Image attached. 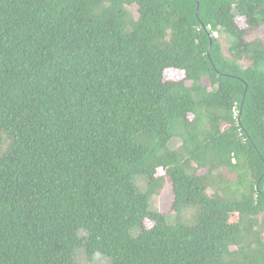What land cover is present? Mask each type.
<instances>
[{"label": "trees", "instance_id": "trees-1", "mask_svg": "<svg viewBox=\"0 0 264 264\" xmlns=\"http://www.w3.org/2000/svg\"><path fill=\"white\" fill-rule=\"evenodd\" d=\"M199 2L0 0V264H264V0Z\"/></svg>", "mask_w": 264, "mask_h": 264}, {"label": "rangeland", "instance_id": "rangeland-1", "mask_svg": "<svg viewBox=\"0 0 264 264\" xmlns=\"http://www.w3.org/2000/svg\"><path fill=\"white\" fill-rule=\"evenodd\" d=\"M240 22L242 23V20H240ZM255 37H264V26H262L261 28H259L258 30H256L253 33H248L246 35V39L248 40H252ZM222 43H223V51L224 52H228L227 51V44L225 43L224 38L222 39ZM173 75L171 77L174 78H182L184 76V73L181 71H175V73H172ZM208 81L205 80V83H207ZM181 143V141L177 138H174L172 140L171 143V147L172 148H177L179 146V144ZM141 183L143 185H146L147 181L145 179L141 180ZM212 189H210L211 191ZM173 200V193H172V186H171V182L167 179L166 184L163 186V188L161 189V192L159 194L153 195L152 196V204L154 206V208H157L161 211H169L170 207H171V203ZM193 207H191V209H184L181 212V219L183 220H188V218L190 217V210H192ZM195 209V208H194ZM187 210L185 213L184 211ZM235 248V247H232ZM82 249H77L75 252V256H76V261L77 264H109V259L106 256H102V255H96L94 258H92L90 261H88L85 257V259H82Z\"/></svg>", "mask_w": 264, "mask_h": 264}, {"label": "water", "instance_id": "water-1", "mask_svg": "<svg viewBox=\"0 0 264 264\" xmlns=\"http://www.w3.org/2000/svg\"><path fill=\"white\" fill-rule=\"evenodd\" d=\"M197 1V4H198V6H197V11L199 10V6H200V2H199V0H196ZM210 46H211V44H210ZM209 52H210V47H209V49H208V54H209Z\"/></svg>", "mask_w": 264, "mask_h": 264}, {"label": "built area", "instance_id": "built-area-1", "mask_svg": "<svg viewBox=\"0 0 264 264\" xmlns=\"http://www.w3.org/2000/svg\"><path fill=\"white\" fill-rule=\"evenodd\" d=\"M217 34V33H216Z\"/></svg>", "mask_w": 264, "mask_h": 264}]
</instances>
